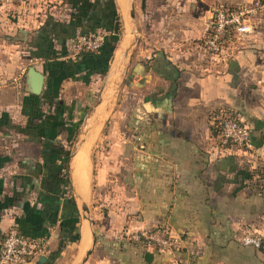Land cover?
<instances>
[{"label": "crops", "instance_id": "0c3cea01", "mask_svg": "<svg viewBox=\"0 0 264 264\" xmlns=\"http://www.w3.org/2000/svg\"><path fill=\"white\" fill-rule=\"evenodd\" d=\"M76 1L63 22L75 32L117 23V39L108 62L92 54L57 85L52 59L76 54L69 34L60 44L43 29L55 5L18 0L17 23L0 14V241L12 228L39 240L44 260L27 264H167L129 236L165 226L182 239L183 264H264L243 239L264 237L263 172L216 135L218 114L234 112L264 150V11L211 54L213 8L250 0ZM30 65L44 74L39 94L25 90Z\"/></svg>", "mask_w": 264, "mask_h": 264}, {"label": "built area", "instance_id": "2783aa9c", "mask_svg": "<svg viewBox=\"0 0 264 264\" xmlns=\"http://www.w3.org/2000/svg\"><path fill=\"white\" fill-rule=\"evenodd\" d=\"M257 11H264L262 0L244 1L237 6L219 3L212 10V21L208 33L202 43L207 52L219 53L224 44L232 37H240L253 31L252 16ZM105 33L77 34L74 40V53L82 50H97L102 45ZM217 140L221 147H237L253 153L260 165L259 171L264 175V150H258L252 144L249 127L240 120L234 112L223 111L218 114ZM256 179L264 187V177L258 171ZM258 182V184H259ZM257 184V185H258ZM134 241H139L144 247H153L169 255L167 264H183L182 239L172 233L168 227H158L154 230L140 229L129 234ZM245 243L260 250L264 256V237L247 235ZM44 251L43 244L25 235L16 228L8 230L0 241V264H27L39 257Z\"/></svg>", "mask_w": 264, "mask_h": 264}, {"label": "trees", "instance_id": "16d2710c", "mask_svg": "<svg viewBox=\"0 0 264 264\" xmlns=\"http://www.w3.org/2000/svg\"><path fill=\"white\" fill-rule=\"evenodd\" d=\"M106 4H107V6L109 5L108 2ZM73 21H75V20H73ZM69 24L70 25L66 26L64 23H57L56 22V23H53V24H50V25H45L44 28L46 30H48L51 33V35L53 34L55 39L58 42H60V44H63L65 42V40H66L65 39L66 38L65 35H67V34H69L68 36L70 37V39L73 40L77 34H89L90 33L89 31H86V30H82L81 32H75L73 30V24L72 23H69ZM71 30H73V31H71ZM48 31H46V34H47ZM109 36H110V41H113V42L116 41L117 34L114 33V34H111ZM109 36L107 38H105V40L102 42L103 44L100 46V49L103 50L104 48L108 47L109 51L113 50V43L112 44L111 43L110 44L107 43ZM106 45H107V47H106ZM40 47H41L40 48V50H41L40 52L42 53V57L48 55V53L46 51V49L48 47L46 41H42L41 44H40ZM92 53L94 55H98L99 56L100 52L98 50H82V51L76 53V55H75V57L73 59L72 58H67L64 61H54V65L56 64L55 69L57 70V72H56L57 74L55 75L53 73V71H52L48 75L49 77H51L54 80V85H57L62 78L75 76V74L81 72L83 70V64H85V61H88V60L84 61V59H87V58L89 59L90 57H92ZM64 55H62V56H64ZM103 57H104V63H106L107 59L105 58V55ZM59 67L61 68L60 69L61 73L59 71ZM48 86H49V84H48ZM56 108H58V113H59V111H61L63 109V104L57 102L56 103ZM82 118H83V116L80 117V120H78L77 123L71 125V127H68L66 129L67 132H68V135L70 136V139L74 138L75 134L77 133L78 126H79ZM64 124L65 123L63 122L62 123V127L64 126ZM217 132H218V128L216 127V135H217ZM68 156H69V150H65L62 153V157H63L62 158V164H63L62 166H64L65 169H66V162H67ZM73 203H74V201H73ZM138 243H140V242H138ZM141 244L142 243H140V245ZM142 246H143V244L140 247L142 248Z\"/></svg>", "mask_w": 264, "mask_h": 264}, {"label": "rangeland", "instance_id": "374dc122", "mask_svg": "<svg viewBox=\"0 0 264 264\" xmlns=\"http://www.w3.org/2000/svg\"><path fill=\"white\" fill-rule=\"evenodd\" d=\"M16 2L13 3L11 6L9 5H4L1 9H0V14H2V12H4V14H6V17H7V20L10 21V22H15L17 23V18H18V13H17V9H18V6H17V2L18 0H15ZM33 2L31 3H35V5H38L40 4L39 6H41V9H47L49 8V6L55 7V11L53 13V16H51V19L50 20H46L44 23H43V27L44 25H50V24H53V23H64L66 26L67 25H70L69 24V21L68 22H63L65 20V18H68V17H65L66 13H69L70 12V4H73V8L74 9H77L78 7L81 8L83 5L81 4V1L80 2H77L75 0H73V2L71 3V0H32ZM108 1V0H107ZM27 2V1H26ZM51 3V4H50ZM1 4V3H0ZM50 4V5H49ZM92 5V4H91ZM88 7V6H86ZM91 9H94V8H91ZM78 10H74V12H76ZM48 15V14H47ZM89 25H91V22H89ZM45 29V28H43ZM118 31V29H117ZM45 31H42L41 33L43 34ZM96 34V33H105L104 35V40L105 38H107L109 35L111 34H114V25L113 23H108V26L107 27H94L93 30L89 33V34ZM117 34V32L115 33ZM41 39H42V35H40ZM103 40V41H104ZM116 41H110V36L108 38V41L107 43H113V47H114V44H115ZM103 44V43H102ZM108 44V45H109ZM69 46L71 48V52H74V40L70 39L69 40ZM107 47V45H106ZM27 51H29V53L31 52V50H28L26 49ZM100 53H99V56H104L105 55V58L107 59V62L108 60H110L111 56H112V50H108V47L107 48H104L103 50L102 49H97ZM97 52V51H96ZM107 53V54H106ZM93 54V53H92ZM75 55V53H74ZM54 61H64L66 60V58H56V59H52ZM50 63V62H49ZM54 63V62H53ZM51 62V64H53ZM82 80L84 81L85 80V77L83 76L82 77ZM68 120H69V116H68Z\"/></svg>", "mask_w": 264, "mask_h": 264}, {"label": "water", "instance_id": "95a60500", "mask_svg": "<svg viewBox=\"0 0 264 264\" xmlns=\"http://www.w3.org/2000/svg\"><path fill=\"white\" fill-rule=\"evenodd\" d=\"M264 2V0H262ZM133 8L132 2H131V10ZM118 29V24L115 23L114 25V33L117 32ZM43 84H44V74L37 70L34 66L30 65L25 73V82H24V86H25V90L29 93L32 94H39L42 91L43 88ZM261 138L262 141L264 143V130L261 134ZM86 207H83V209H85ZM89 253V251L87 252V254ZM152 258V255L149 252H146L144 254V259L147 262H150ZM44 260L43 256L38 257V261Z\"/></svg>", "mask_w": 264, "mask_h": 264}, {"label": "bare ground", "instance_id": "6f19581e", "mask_svg": "<svg viewBox=\"0 0 264 264\" xmlns=\"http://www.w3.org/2000/svg\"><path fill=\"white\" fill-rule=\"evenodd\" d=\"M77 155V154H76ZM79 155H80V153H79Z\"/></svg>", "mask_w": 264, "mask_h": 264}]
</instances>
